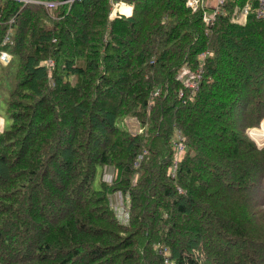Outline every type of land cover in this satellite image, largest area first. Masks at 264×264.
<instances>
[{"label": "trees", "instance_id": "16d2710c", "mask_svg": "<svg viewBox=\"0 0 264 264\" xmlns=\"http://www.w3.org/2000/svg\"><path fill=\"white\" fill-rule=\"evenodd\" d=\"M62 1L0 0V264H264L257 1L242 23L247 0L211 23L187 0H118L132 13L113 16L112 0Z\"/></svg>", "mask_w": 264, "mask_h": 264}, {"label": "built area", "instance_id": "2783aa9c", "mask_svg": "<svg viewBox=\"0 0 264 264\" xmlns=\"http://www.w3.org/2000/svg\"><path fill=\"white\" fill-rule=\"evenodd\" d=\"M30 1V0H25ZM68 0H64L62 2H67ZM227 0H187V5L194 8L202 7L204 9V20L206 22H213L216 18L217 14L220 13V11L223 9V5L225 4ZM257 6L255 8V15L257 18L264 19V0H256ZM49 4L55 5L57 2H47ZM251 3L249 0H247L242 6L236 5L233 13V19L238 22H244L246 20L247 14L251 10ZM117 12L114 14L116 15ZM113 16V15H112ZM10 36L9 31L5 33V36L3 38V42L8 41ZM206 56V53L202 52L199 55L200 60H203ZM10 53L6 50H0V63H7L10 60ZM201 71L202 68L199 67L196 71H193L188 65H185L181 72L179 73L178 77L183 81V84L186 87H191L192 89H196L199 86V81L201 78ZM180 94L182 95L183 92L181 91ZM186 148L182 141L181 134L179 135V139L176 142L175 145V158L176 162L181 159L183 153L185 152ZM176 165V164H175ZM109 181L113 180V175H110L109 178H107ZM118 193V192H117ZM116 196H114L113 202L114 203ZM116 210V209H115ZM116 212V211H115ZM117 215V213H116ZM122 220V219H121ZM122 222L127 223V221L122 220Z\"/></svg>", "mask_w": 264, "mask_h": 264}, {"label": "rangeland", "instance_id": "374dc122", "mask_svg": "<svg viewBox=\"0 0 264 264\" xmlns=\"http://www.w3.org/2000/svg\"><path fill=\"white\" fill-rule=\"evenodd\" d=\"M120 2L122 3L123 1L112 0V2H111L112 3V12H111V14L115 15L114 13L117 12L116 14L123 13L125 15H130L132 13L133 7H132V9L129 8L130 12L128 13L125 8L121 9ZM123 4H125V3H123ZM124 7H127V6L124 5ZM14 61H16V58L13 59V63H14ZM198 68L199 67H197L196 69H192V70L196 71ZM201 73H202V71H201ZM8 91H9L8 84L6 83V81L4 79L2 80L0 78V125L2 127L4 125L5 126H9L10 123H11L9 115H8V113L6 111V98H7V95H8ZM125 122L128 123L132 127V130H136L137 120L135 118L126 117L125 118ZM263 122H264V118L261 120V122H260V124L258 126L250 127V128H248L246 130L247 133L249 134V136L252 139H254L255 142L257 143V145L260 146V147L264 146V143L260 144L258 142V140L252 135L251 131H252L253 128H261ZM179 135L180 134H178L177 140L179 139ZM182 141L184 143L183 135H182ZM110 169L111 168H108L106 171L105 170L103 171V180H106L108 182H110V181L107 178H109L110 175H113V171L110 170ZM112 195H113L112 199H114V196L117 195L114 203L111 204V206H112L113 210L116 211L117 217L119 218V220L121 222H122V220H125V221L129 220L130 210H129V205H128L127 198L120 192L114 193ZM123 223H125V222H123Z\"/></svg>", "mask_w": 264, "mask_h": 264}, {"label": "bare ground", "instance_id": "6f19581e", "mask_svg": "<svg viewBox=\"0 0 264 264\" xmlns=\"http://www.w3.org/2000/svg\"><path fill=\"white\" fill-rule=\"evenodd\" d=\"M124 5H126L127 7H124ZM123 8H125V9L131 8L132 9L131 5H127V4H122L121 9H123ZM251 132H252V135L258 140V142L260 144L264 143V122L262 123L261 128H253Z\"/></svg>", "mask_w": 264, "mask_h": 264}, {"label": "water", "instance_id": "95a60500", "mask_svg": "<svg viewBox=\"0 0 264 264\" xmlns=\"http://www.w3.org/2000/svg\"><path fill=\"white\" fill-rule=\"evenodd\" d=\"M193 8V10H195L196 8H194V7H192Z\"/></svg>", "mask_w": 264, "mask_h": 264}]
</instances>
